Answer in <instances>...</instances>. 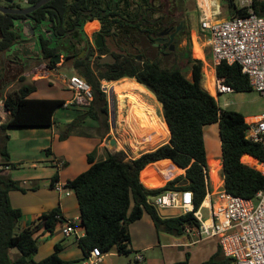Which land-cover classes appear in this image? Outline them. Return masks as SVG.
Instances as JSON below:
<instances>
[{
    "label": "trees",
    "instance_id": "1",
    "mask_svg": "<svg viewBox=\"0 0 264 264\" xmlns=\"http://www.w3.org/2000/svg\"><path fill=\"white\" fill-rule=\"evenodd\" d=\"M26 1L27 4H34L37 0ZM172 1L50 0L27 14L0 12V54L22 39L16 22L28 21L32 24L39 57L45 66L55 68V57L58 55L70 61L72 68L90 85L92 99L88 108L65 125L60 139L81 126L88 116L98 123V128L100 126L104 132H108V99L101 80L115 81L124 77L135 79L154 95L169 131L166 143L134 159L125 160L123 154L118 152L95 160L93 150L87 154L88 167L66 181V186L76 196L79 226L84 230V236L77 239V246L83 253V258L78 260L61 259L58 255L60 244L54 246L53 253L47 258L34 260L39 243L35 232L42 229L44 233L54 234L61 225V220L56 219V214H61L60 210L55 207L43 212L32 227L18 230L22 213L11 205L9 192L24 189L19 181L2 173L0 168V264H82L93 248L99 249L102 254L115 248L119 255H128L131 252L129 225L141 219L144 213L149 215L158 233L181 237L186 226L198 225L193 213L162 218L150 199L167 190L190 191L193 210L199 209L209 190L203 132L205 125L218 124L225 190L236 196L253 198L264 187V174L241 161L251 157L264 162V144L247 139L248 124L244 116L238 111L219 107L216 98L202 87V61L187 58L191 73L187 77L178 66L165 63L172 52L154 50L151 45L150 36L165 24L166 11ZM225 1L228 18L247 14L248 6H239L235 0ZM9 6L20 7L17 2ZM250 8L257 15H264V0H251ZM95 20L100 23V32L117 49L110 51L116 59L112 63L89 59L92 50L87 51L90 42L83 26ZM82 50L86 51L80 55ZM106 51H109L107 45L98 49L99 54ZM187 52L183 51V54ZM14 71L20 73V80L24 79L21 71ZM15 73L12 75L15 76ZM215 75L236 92L252 89L247 75L242 73L237 63L216 64ZM9 77L0 73V99L8 112L7 120L0 124V165H7L9 158L8 128L49 127L54 121L55 111L65 104V100L60 98L29 97L35 86L27 83L4 95L3 87L9 84ZM163 159H169L183 168L184 174H178L163 186H144L139 172L149 163L159 160L170 162ZM147 168L142 171V179L150 185L158 184L145 176ZM54 182H57V175L51 179L52 187ZM13 250L19 256L12 257ZM230 262L218 248L208 260L199 264ZM172 264L192 263L186 253L183 261Z\"/></svg>",
    "mask_w": 264,
    "mask_h": 264
},
{
    "label": "crops",
    "instance_id": "2",
    "mask_svg": "<svg viewBox=\"0 0 264 264\" xmlns=\"http://www.w3.org/2000/svg\"><path fill=\"white\" fill-rule=\"evenodd\" d=\"M13 1L14 0H11V2ZM19 1L20 0H16V2ZM22 1L23 3L25 2V0ZM212 6H214V1L212 3ZM16 25L19 27L22 39L19 40L10 49L6 50L3 54H0V73L10 76L11 72L13 71V74L15 73L14 70L17 69L21 71V75L23 77H27L31 74H34L35 71L41 69L43 70V73L40 74L37 79H27L28 81H30V83L26 81V78L24 80V83L33 84L35 86V90L29 94V97L60 98L65 100V104L63 107H60L55 111L54 121L51 126L44 128H30V130H28L30 131L29 133L25 134L17 140L20 143L21 141H24L25 145L27 146L22 152L14 153L11 147H7L9 158L6 161L7 165H0L2 173L8 175L13 180L19 181L20 186L24 189V191L19 189L11 190L9 192L10 203L12 206L17 207L21 210L22 217L20 219V222H24L23 229L32 227L33 223H36L37 219L43 212H47L55 207L59 208L64 220L76 219L79 221V208L76 196L73 191H71L69 195L59 193L54 187L50 185V183L54 175H57L58 182L64 183L67 180L74 178L79 173L83 172L88 167L87 154L91 151L90 149H84L80 152L79 160H75V158L67 151H60V147H65L68 142H72L71 140L80 141V139H82L84 141H88L93 139L95 147V160H101L104 159L108 153L113 154L119 152V146L118 148H116V145L119 143V141H115L113 139V136H110V134L112 133V127H110L108 132H104V130L98 131V123L95 120H87L89 118H85L82 122V125L78 127L79 129H82L81 131L83 132V134H81L80 132L74 133L76 134V136H71L70 133L64 138L65 140H59L60 130H62V128H65V125L70 123L76 115L83 113L88 108L90 100H84L82 97L75 96L74 91L68 88L66 80H64L60 73L54 74L55 79H47V71L49 69L45 66V63L39 57L37 44L34 36L31 33L30 27L26 24L24 25V23L22 22H17ZM71 70L73 74L76 72L73 68H71ZM213 70L215 74V68ZM122 79L126 80L125 82L129 83L130 86L137 85L143 89V86L137 83L133 78L124 77L119 80ZM116 81L117 80H101V84L103 88H106L103 82H110L112 84L110 85V87L113 88ZM8 87L9 84L4 85V95L9 91ZM49 88L54 89L58 92L57 97H48L47 95H45L46 89ZM210 94L213 95L212 93ZM213 96L215 97V93ZM70 106H74V109L72 110H74L75 113L64 112L62 114L64 119L61 121L60 119H57L55 117L59 109H65L68 111V109H70ZM7 117L8 112L4 110L2 100L0 99V124L5 122L7 120ZM244 119L246 122L249 121L248 117H244ZM205 127L208 126L205 125L203 127V132L204 145L206 150V163L207 169L210 170V175L207 171L209 190L207 191V195L205 196L201 207L204 206L203 203L208 199V193L214 192L215 190H213L211 182V179L213 177L212 170H216L219 166L222 172L221 150L218 152V149L216 150L211 146L209 138L208 141L207 136L205 135ZM207 133L212 134V130H207ZM10 140L11 136L9 134V140L7 144H9ZM108 142L110 145L107 144ZM87 147H89L88 144ZM139 155L140 154H137L134 157L128 156V158L124 155L122 156L125 160H128L134 159ZM245 158L252 159L251 157ZM63 159L66 160L65 165ZM0 160L2 159L0 158ZM169 161L170 162L163 163L174 164L177 168L180 169L178 173L184 174L183 168L179 167L175 163H172L171 160ZM10 162L14 163L15 165H11L12 163ZM216 162L217 164L215 165L214 163ZM61 165L64 166L60 168ZM66 166H68V168L71 167L70 173H65L64 168ZM145 183L147 185H150L147 182ZM78 228L80 229V231L78 230L79 238H81L84 236V230L81 226H78ZM58 229L55 230L54 234L52 235L44 233L42 229H39L35 232V236L39 239L37 253L34 256L35 261H41L40 259L51 255L56 244H60L61 250L58 255L61 259L78 260L83 258V253L77 246V238H65L61 235ZM163 234L165 233H158L155 230V227L151 219L149 218V215L146 213L142 215L141 219L129 225V235L131 241L130 253L133 255L134 259L137 255H140L142 257L140 261H137L135 259L137 263L172 264L175 262L183 261L185 259V254L188 253L189 262L192 264H199L208 260L218 249L216 239H204L192 244L190 242V239L182 235L181 237H175V241L165 243L163 241L166 237ZM60 237L63 238L61 239ZM155 247H159L162 249L160 258H157L155 256ZM120 256L122 255H119L117 250L115 248H112L108 253L103 254L100 264H119L121 260ZM198 256H202L203 259L199 260V262H193V259Z\"/></svg>",
    "mask_w": 264,
    "mask_h": 264
},
{
    "label": "rangeland",
    "instance_id": "3",
    "mask_svg": "<svg viewBox=\"0 0 264 264\" xmlns=\"http://www.w3.org/2000/svg\"><path fill=\"white\" fill-rule=\"evenodd\" d=\"M172 1V5L168 7V10L166 11V16L168 17L171 11L173 10V6H177L180 9L178 10V13L176 14V18L179 17V19H184L186 24V32L185 36L181 38L179 41L180 47H182V50L187 53L183 54V52H176L173 51L172 55L168 56V61L165 59V63L167 65H175L182 69L184 74L187 77H190V68L189 63L187 62V58H195L200 59L202 61V81L201 85L203 88H206L208 92L212 93L210 91V84L212 82L214 74V68L215 65L212 61L209 46L207 44V37L206 33L200 28V20L205 15H210L212 19H227L228 18V8L226 5L225 0H176V3ZM214 1V4L217 6H212V3ZM251 2V0H249ZM11 0H0V5L7 6ZM157 2V1H156ZM236 4L239 6H245L244 0H235ZM19 4L25 5L22 0L19 1ZM218 7V10H217ZM176 9V7H175ZM213 12H217L214 14ZM168 14V15H167ZM156 16V15H155ZM83 29L85 33L88 35V38L92 42V37L94 32H97L99 30V24L98 21H88L84 24ZM107 49L109 52L107 54L111 53L110 51H116L117 49L112 45L109 39H107ZM85 53V52H83ZM72 65L70 61L64 60L62 57H60V60L56 63L55 68L49 69L47 71L48 78L55 79L54 74H59L64 78V80L69 79V77L73 74L72 73ZM9 72V71H8ZM13 72V71H12ZM12 72L9 77V91H13L19 88V86L24 83V80L26 78V81L30 83L27 79L35 78L37 79L40 74L43 73V70L39 69L34 72V74H31L30 76L25 77L23 80L19 79L20 73H15V76L12 75ZM16 72V71H15ZM42 76V75H41ZM52 81V80H51ZM104 81V80H103ZM126 80H117L114 87H113V97L111 100V106H113L114 109V126L111 128L112 133L110 136H113V139L115 141H119V143L116 145V148L119 146V152L122 153L125 157H134L137 154H141L143 152L151 151L155 149L157 146H160L168 141L169 138V132L167 131V128L165 126V123L162 118L161 114V107L160 104L156 101L154 95L147 90L145 87L140 88L137 85H129V83L125 82ZM104 86H106V93L110 85H112L110 82H103ZM135 86V87H134ZM48 97H57L58 92L54 89H46V94ZM215 98L217 101V104L219 107L223 109H229L240 112L244 117H248L249 121L253 120L255 117L261 115L264 112V99L260 97L259 93L255 89H251L249 91L244 92H229V93H215ZM107 99H108V93H107ZM74 106H70V109L62 110L59 109L55 115L57 119L63 120L62 114L64 112H73L75 113ZM108 117H109V129H110V107L108 103ZM91 119L89 116L87 117ZM129 122V123H128ZM135 122V123H134ZM155 123V126H154ZM140 124V125H139ZM141 126L143 128L150 129V132L153 134V140L151 142H145L139 138V135L136 134L135 130L136 128ZM208 127H205V135L207 136V140L209 138L211 142V146L214 149H218V152L220 151V143H219V134H218V124L212 123L207 125ZM155 127H158L160 130V133L155 134ZM98 131L103 130L100 126L97 127ZM133 129V130H132ZM154 129V130H153ZM30 127H10L7 130V133L10 134L11 140L9 144H7V147L13 150L14 153H19L24 150L25 145L24 141L18 142L17 140L20 139L25 134L29 133ZM38 130V129H37ZM80 130V131H78ZM82 129L76 128L71 132V136L75 135L74 133H80L83 134L81 131ZM132 130V131H131ZM207 130H212V134L207 133ZM64 132V128L60 130L59 135ZM135 132V133H134ZM85 134V133H84ZM155 134V135H154ZM209 135V136H208ZM109 136V137H110ZM139 138V139H138ZM59 140H65L60 139ZM108 140V138H107ZM208 140V141H209ZM72 142H68V144L63 147H60V151L64 150L67 151L69 154H71L75 160H79L80 152L84 149H90V151H95L94 147V141L93 139L84 141L82 139L79 140H71ZM117 141V142H118ZM87 144L89 147H87ZM109 144V142L107 143ZM110 145V144H109ZM32 147V146H30ZM53 147V144H52ZM8 150V149H7ZM124 158V157H123ZM64 165L66 160L63 159ZM243 163L253 166L256 169H259V166L256 165V161L250 158H244V160H241ZM12 163V162H10ZM50 163V162H48ZM156 163V164H153ZM147 164L143 169H145L147 166L148 168L145 171V176L153 182H158L160 184L158 185H147L143 181L142 171L139 172V178L140 181L144 186L147 187H154V186H163L167 181L171 180L175 176H177L179 173L178 171H173L171 174L169 173L167 176L162 178H154L152 176V170L157 164H161L163 162H153ZM15 165L14 163H12ZM152 164V165H151ZM64 165H61L60 168H62ZM150 165V166H149ZM262 168V166H260ZM66 166L64 168L65 173L71 172V167L68 168ZM216 176L211 179L212 182V188L213 190L217 189L218 186L222 183V172L220 170V167H217ZM60 171V169H59ZM209 175L210 170L207 169ZM142 176V177H141ZM170 177V178H169ZM168 178V179H167ZM167 179V180H166ZM166 180V181H165ZM164 182V183H162ZM214 190V191H215ZM157 213L162 218L166 217H175V215L181 213L180 209H170V208H156ZM200 211L202 213V217L205 219L207 217V208L201 207ZM23 221L19 222L17 227L18 230L23 229ZM60 231V229H58ZM80 231V229L78 228ZM165 235V240L163 242L169 243L170 241H175V237H172L170 235ZM61 239L63 237H60ZM59 243V242H58ZM39 244V243H38ZM161 251L162 249L159 247H155V256L157 258L161 257ZM12 257L13 256H19V253L16 250L11 251ZM50 256V255H49ZM48 256L40 259L43 260L47 258ZM120 262L119 264H140L137 263L133 257V255L130 253L128 255H122L120 256ZM202 256L195 257L193 259V262H199V260H202Z\"/></svg>",
    "mask_w": 264,
    "mask_h": 264
},
{
    "label": "built area",
    "instance_id": "4",
    "mask_svg": "<svg viewBox=\"0 0 264 264\" xmlns=\"http://www.w3.org/2000/svg\"><path fill=\"white\" fill-rule=\"evenodd\" d=\"M250 3L244 0V5L248 6L245 16L212 19L210 15H205L200 20V28L206 33L214 65L220 62L239 64L251 87L264 99V15H257L250 8ZM67 84L75 96L92 99L90 85L81 76L72 74ZM211 85L213 93L234 91L232 86L216 75ZM247 124L246 138L264 144V112ZM256 165L264 174V162L256 159ZM66 183L57 181L53 187L59 193L69 195L72 189ZM150 203L155 208L192 212L198 225L186 226L183 230V235L192 244L204 239H216L222 256L230 259V264H264V187L253 198H243L227 192L222 180L214 192L208 193V199L203 203L202 207L207 208L205 219L200 211L201 206L193 210L190 191L167 190L151 198ZM56 219L61 220L59 229L63 237L79 238L80 219L64 220L61 214H56ZM102 256L99 249L93 248L82 264H100ZM135 259L140 261L142 257L137 255Z\"/></svg>",
    "mask_w": 264,
    "mask_h": 264
},
{
    "label": "flooded vegetation",
    "instance_id": "5",
    "mask_svg": "<svg viewBox=\"0 0 264 264\" xmlns=\"http://www.w3.org/2000/svg\"><path fill=\"white\" fill-rule=\"evenodd\" d=\"M174 2L176 3V0ZM13 3H16V0H14L13 2H10L9 4H7V6L10 7L9 5H11ZM17 3L19 4V2H17ZM24 4L25 5H21V4H19V5H20V7H25L27 5H30V4H27L26 0H25ZM171 4H173V3L171 2ZM177 6H173V10L174 11H171L169 16L166 18L165 24L163 26H161L160 28H158L156 31H154L152 33V35L150 36V37H152L151 45L154 48V50L156 48L157 50L162 51L164 53H168V52H172L173 53V51L183 52L182 47H180L179 41L181 40L182 37L185 36L186 24H185L184 19H182V18L179 19V17L176 18V14L178 13V10L180 9ZM175 7H176V9H175ZM17 22L26 23L28 21L23 20V21H17ZM98 24H99V30L97 32H94L93 37H92V42L88 38V40L90 42V47L87 48V51L92 50V54L91 55H93L94 59H96L97 57L102 56V55H108L107 52H109V51H106L103 54H99V52H98L99 48H102V47H104L107 44V37L104 36L100 32V23H99V21H98ZM31 27H32V24H31ZM96 33H101L102 36H103L104 45L102 47H96L95 44H94L95 34ZM34 38H35V36H34ZM85 51L86 50H84V52ZM3 53H1V54H3ZM82 54H84V53H82ZM109 54H111V53H109ZM138 59H140V57H138Z\"/></svg>",
    "mask_w": 264,
    "mask_h": 264
},
{
    "label": "water",
    "instance_id": "6",
    "mask_svg": "<svg viewBox=\"0 0 264 264\" xmlns=\"http://www.w3.org/2000/svg\"><path fill=\"white\" fill-rule=\"evenodd\" d=\"M48 1H50V0H37L34 4H30V5H27L25 7H8V6L0 5V12L1 13H11V14H27V13H30L31 11L35 10L36 8L40 7L41 5H43L44 3L48 2ZM25 24L30 27L31 33H32V35H34V31L31 27V23L26 22V23H24V25ZM94 44L96 47H102L104 45V40H103V36L101 33L95 34ZM83 52H84V50H82L80 55ZM89 59L93 60L94 59L93 55H90ZM96 59L100 63H112L115 61V57L112 54L102 55V56L97 57ZM55 60H56V62H58L60 60V57L57 55L55 57ZM75 74L81 76L77 72H75ZM103 89L106 91V88H103ZM107 93H108V103H109V107H110V116H111L110 127H113L114 126V123H113V121H114V109H113V106H111V100L113 97V88L112 87L108 88ZM154 187H157V186H154Z\"/></svg>",
    "mask_w": 264,
    "mask_h": 264
},
{
    "label": "bare ground",
    "instance_id": "7",
    "mask_svg": "<svg viewBox=\"0 0 264 264\" xmlns=\"http://www.w3.org/2000/svg\"><path fill=\"white\" fill-rule=\"evenodd\" d=\"M212 85L210 84V90L212 91ZM129 123V122H128ZM135 123V122H134ZM140 125V124H139ZM136 128L135 132L137 135H139V138L145 142H151L153 140V134L150 132V129L148 128H143L141 129L142 127L139 126ZM154 126H155V123H154ZM133 130V129H132ZM131 130V131H132ZM154 130V129H153ZM160 130L158 127H155V134L156 133H160ZM134 132V133H135ZM154 134V135H155ZM138 138V139H139ZM215 165L217 164L214 163ZM213 167V166H212ZM179 168H177L174 164H171V163H161V164H157L153 170H152V176L156 179L158 178H162V177H165L167 176L169 173L171 174L173 171H178L179 172ZM215 174H216V170H212V178L215 177Z\"/></svg>",
    "mask_w": 264,
    "mask_h": 264
}]
</instances>
